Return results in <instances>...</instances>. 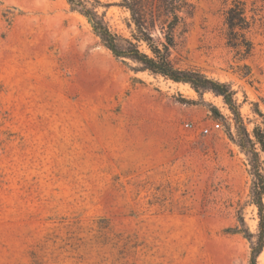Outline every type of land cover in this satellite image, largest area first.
Instances as JSON below:
<instances>
[{"label":"rangeland","instance_id":"1","mask_svg":"<svg viewBox=\"0 0 264 264\" xmlns=\"http://www.w3.org/2000/svg\"><path fill=\"white\" fill-rule=\"evenodd\" d=\"M85 1L130 36L123 0ZM232 1L185 0L169 57L228 83L251 131L264 127V0H241L248 55L227 39ZM132 66L67 0H0V264H248L247 157L188 85Z\"/></svg>","mask_w":264,"mask_h":264},{"label":"trees","instance_id":"2","mask_svg":"<svg viewBox=\"0 0 264 264\" xmlns=\"http://www.w3.org/2000/svg\"><path fill=\"white\" fill-rule=\"evenodd\" d=\"M67 2L72 11L80 13L87 19L93 33L113 57L131 61L135 72H147L174 83L188 85L198 96L200 103L208 107L211 115L225 122L227 137L244 153L249 165L251 183L248 195L250 203L257 209L258 229L255 234L251 233L243 218H240L241 227L238 231L243 232L251 243L248 264H257V257L264 250V127L255 125L251 131L247 129L235 92L228 83L207 76L196 69L177 67L170 60L169 48L174 44L173 30L181 19L179 12L185 0H123L122 6L129 10L133 25L129 37L112 31L104 16L98 13L95 6H88L85 0ZM148 2L150 9L153 8L155 11L149 10V23L145 11ZM155 20L161 22L164 41L156 40L151 34ZM224 23L229 44L241 47L243 53L248 55L252 43L243 33L250 25L243 1H232L225 10ZM139 43L143 44L146 50H142ZM205 93L222 99L230 113V121L226 120L217 106L204 100ZM182 100L194 103L190 99Z\"/></svg>","mask_w":264,"mask_h":264},{"label":"built area","instance_id":"3","mask_svg":"<svg viewBox=\"0 0 264 264\" xmlns=\"http://www.w3.org/2000/svg\"><path fill=\"white\" fill-rule=\"evenodd\" d=\"M215 128H219L220 124L218 122H213ZM203 132L208 133L209 129L207 127L202 129Z\"/></svg>","mask_w":264,"mask_h":264}]
</instances>
